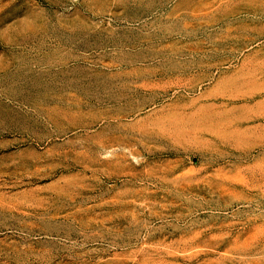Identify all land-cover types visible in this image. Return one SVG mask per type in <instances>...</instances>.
Listing matches in <instances>:
<instances>
[{
    "label": "rangeland",
    "instance_id": "obj_1",
    "mask_svg": "<svg viewBox=\"0 0 264 264\" xmlns=\"http://www.w3.org/2000/svg\"><path fill=\"white\" fill-rule=\"evenodd\" d=\"M0 264H264V0H0Z\"/></svg>",
    "mask_w": 264,
    "mask_h": 264
}]
</instances>
